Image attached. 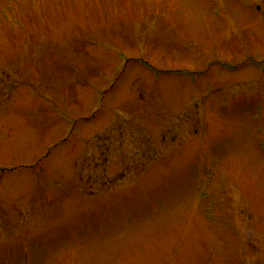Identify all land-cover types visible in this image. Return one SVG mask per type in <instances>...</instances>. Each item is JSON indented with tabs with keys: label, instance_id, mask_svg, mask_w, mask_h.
Wrapping results in <instances>:
<instances>
[{
	"label": "rangeland",
	"instance_id": "rangeland-1",
	"mask_svg": "<svg viewBox=\"0 0 264 264\" xmlns=\"http://www.w3.org/2000/svg\"><path fill=\"white\" fill-rule=\"evenodd\" d=\"M0 167V264H264V0H0Z\"/></svg>",
	"mask_w": 264,
	"mask_h": 264
},
{
	"label": "bare ground",
	"instance_id": "bare-ground-1",
	"mask_svg": "<svg viewBox=\"0 0 264 264\" xmlns=\"http://www.w3.org/2000/svg\"><path fill=\"white\" fill-rule=\"evenodd\" d=\"M126 66V65H125Z\"/></svg>",
	"mask_w": 264,
	"mask_h": 264
}]
</instances>
